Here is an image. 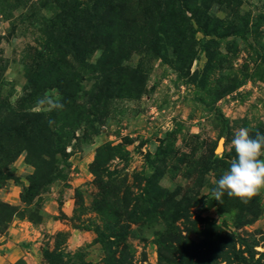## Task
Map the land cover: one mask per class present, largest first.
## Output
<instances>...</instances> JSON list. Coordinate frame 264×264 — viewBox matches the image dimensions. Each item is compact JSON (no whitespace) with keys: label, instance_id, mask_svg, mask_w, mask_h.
Masks as SVG:
<instances>
[{"label":"rangeland","instance_id":"rangeland-1","mask_svg":"<svg viewBox=\"0 0 264 264\" xmlns=\"http://www.w3.org/2000/svg\"><path fill=\"white\" fill-rule=\"evenodd\" d=\"M93 3L0 0V252L264 264V188L207 191L264 133V0H123L105 46Z\"/></svg>","mask_w":264,"mask_h":264},{"label":"clouds","instance_id":"clouds-1","mask_svg":"<svg viewBox=\"0 0 264 264\" xmlns=\"http://www.w3.org/2000/svg\"><path fill=\"white\" fill-rule=\"evenodd\" d=\"M230 143L235 157L219 179L212 180L214 187L207 191L216 201L227 193L228 197L247 203L264 188V159H261L264 133L257 131L253 137L247 128L241 127L235 131Z\"/></svg>","mask_w":264,"mask_h":264},{"label":"trees","instance_id":"trees-1","mask_svg":"<svg viewBox=\"0 0 264 264\" xmlns=\"http://www.w3.org/2000/svg\"><path fill=\"white\" fill-rule=\"evenodd\" d=\"M169 1H172V0H169ZM122 2L123 0H94V3L92 5V8H90V10L93 12V15H94L93 21L99 24L96 26H91L95 30L94 33L92 34V39L90 40L92 44L99 43L101 44L99 46H105V41H103L104 37L110 34V32L107 31L109 30V27H107L106 25L108 24V17L109 15L110 16L114 15L116 16V18H119V12L123 10ZM64 17L66 18L67 15ZM73 21L75 22V25L78 22V20H75V19ZM87 21L90 22L88 18H87ZM116 35L117 34H115V36ZM72 41L73 42H71L70 44L73 45L75 43L76 48H78V50L81 51L82 50L81 48L82 39H80V41H74V40ZM109 52L110 50H107V49L103 50V54L99 61L100 62L103 61L105 59V54L106 53L109 54Z\"/></svg>","mask_w":264,"mask_h":264},{"label":"crops","instance_id":"crops-1","mask_svg":"<svg viewBox=\"0 0 264 264\" xmlns=\"http://www.w3.org/2000/svg\"><path fill=\"white\" fill-rule=\"evenodd\" d=\"M3 238H5V237H3ZM0 240L2 241L3 239L0 238ZM9 240H10V235L7 234V237L4 239L5 243L0 245V250H2V248H4V247L8 246ZM15 257H16V250L15 249L8 251V252H5V254H2L0 252V264H9L10 262H12L15 259Z\"/></svg>","mask_w":264,"mask_h":264}]
</instances>
